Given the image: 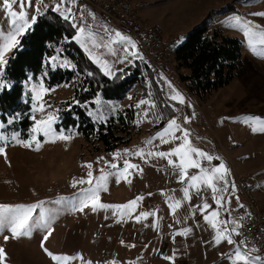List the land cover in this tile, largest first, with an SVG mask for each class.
I'll use <instances>...</instances> for the list:
<instances>
[{
    "label": "rangeland",
    "instance_id": "obj_1",
    "mask_svg": "<svg viewBox=\"0 0 264 264\" xmlns=\"http://www.w3.org/2000/svg\"><path fill=\"white\" fill-rule=\"evenodd\" d=\"M57 3H60V0H33V6L27 9L29 19L32 16L38 19ZM146 4L148 5L142 6L140 14L143 21L162 27L166 36L176 39V44L181 43L196 25L207 18L209 24L224 34L239 37L242 41L244 72L202 101L191 94L181 81L173 54L169 55V67L164 70H158L150 63L148 66L152 74L157 72L155 74L159 80L162 77L166 78L162 80L168 98L172 94V88H175L183 95L185 102L178 104L169 98L170 105L167 104L163 110V107L158 108L156 104L145 118L143 113L148 109V105H141L139 108L136 105L141 99L152 101L153 87L148 77H143L139 83L131 86L122 101L108 102L107 110L101 105L102 100L100 102L98 100L96 110L91 111V115L97 117V120L103 121L110 115L117 116L125 108H135L138 113L135 126L128 135L130 141L110 151L104 150L100 143L87 142L77 129L68 130L57 126L61 110L74 97L77 81L50 86L45 79V76L48 77L47 71L38 77L31 76L25 84V97L32 102L33 116L36 120H41L52 113L55 116L52 125L55 133L62 132L71 135L72 138L67 141L57 139L55 142L43 143L44 137L41 136L42 147L36 151L34 146L25 148L11 140L13 133L19 134L18 139H30L31 132L27 138H23L20 132L7 129L12 121L6 124L0 119V124L4 125L0 132L9 138L5 148L6 158L0 154V204L30 205L44 201L43 207L46 211L41 215V210L36 209L32 222L42 225L47 220L51 228V234L44 240V236L48 234L46 228L33 227L31 236L13 238L10 228L0 225V247L6 253L4 264H57L44 248L55 255L82 257L66 264H87L88 261L92 264L225 262L227 251L229 254L233 252L234 245L226 241L215 245L213 237L216 230L204 220V215L217 208L211 190L204 186H201L199 191L190 188L191 199L185 200L183 188L188 186L187 178L185 182H181L179 170L169 165L166 158L147 155L150 151L167 152L181 142L175 140L161 144L159 139H153L152 144L147 143L173 118H176L183 128L189 130L192 146L221 157L230 170L229 191L219 193L226 200L231 199V203L226 204L230 211L220 209V219L237 221L239 231L240 220L235 215V210L243 202V198L236 183V175L252 176L256 195L262 201L260 204L264 205V133H253L252 122L248 124L243 122L244 117L249 115L264 118V56L251 51L243 30L235 27L231 19L239 16L243 21L250 22L254 31L264 30V16L255 15L264 12V0H147ZM68 8L71 9V13L68 14L71 18L68 20L72 25L75 23L77 26H85L86 30L95 34L94 39L100 46L93 47L92 40L87 37L85 44L95 57L107 61L110 71L116 74L129 65H134L137 60L147 63L143 50L126 30L110 23L80 0L74 2L64 0L61 11ZM14 10L19 12V5H14ZM74 29L75 36L77 28ZM0 30H3L4 34L12 31L2 0ZM116 32L130 37L136 43V49L129 48V51H137V57L125 52L126 42H113L117 40ZM22 38L23 35L18 37L20 41ZM2 43L3 36H0V44ZM77 43L89 56L81 43ZM13 50L5 54L6 60ZM59 53L48 60L49 65L53 69L72 68L69 60ZM125 56L128 58L124 59ZM91 60L95 62L94 59ZM95 63L101 67L99 63ZM41 89L47 91L43 92ZM38 92L39 100L36 99ZM41 104L44 106L43 111L39 110ZM160 110L164 111L163 113L169 111L174 113L164 118L163 115L160 116ZM185 117L189 118L188 122H185ZM163 118L166 119L165 125L155 129ZM176 135L179 136L181 133L176 132ZM141 148L145 151L144 157L134 154ZM125 149L130 151L125 153ZM117 152L121 153L119 157L114 156ZM172 159L178 162L177 157L173 156ZM125 160L138 165L142 171L129 169L125 178L117 183L115 175L117 170L112 169L110 165L115 163L122 169ZM87 163L93 165L91 169L93 183L101 174V169L113 173L107 178V191L101 190L99 193L102 203L125 204L138 196H143V200L138 201L130 215L121 217L119 212L113 215L115 211L113 209H98L93 212L90 206L79 211L80 200L84 196L83 190L90 185L78 183L73 186V180L81 178L87 180L89 169L82 166ZM219 163L217 160L211 162L212 165ZM203 166L209 165L204 162ZM198 171L195 168L187 169L189 177L198 174ZM232 182L235 183V190H231ZM221 186L222 182L218 187ZM176 201L181 203L173 211L170 205ZM205 201L211 208L201 212L200 207ZM141 212L153 214L137 221L136 216ZM154 224L157 227H153ZM234 226L236 225L229 224V227ZM184 228H190L191 231L187 235H177L173 238L174 232ZM5 237L8 239L5 240ZM234 239L237 240L236 236ZM166 256L173 259L167 260L164 258Z\"/></svg>",
    "mask_w": 264,
    "mask_h": 264
},
{
    "label": "trees",
    "instance_id": "obj_2",
    "mask_svg": "<svg viewBox=\"0 0 264 264\" xmlns=\"http://www.w3.org/2000/svg\"><path fill=\"white\" fill-rule=\"evenodd\" d=\"M74 33L70 21L58 12L50 10L38 17L7 60L4 80L10 87L0 91V119L6 124L12 121L8 130L20 132L23 138L29 136L34 126L33 106L25 97V84L31 76L38 77L47 71L45 79L50 86L77 81L74 97L61 110L57 126L77 129L87 142L100 143L104 150L110 151L130 141L128 135L135 126L138 113L135 108H125L117 116L97 120L91 111L96 110L98 100H102L101 105L107 110L108 102L122 101L130 87L143 77L151 79L152 101L158 108L164 110L170 100L163 80H159L157 72L151 73L150 62L137 60L134 65L109 77L73 39ZM242 51L239 37L224 34L209 24L207 18L176 44L172 54L181 81L191 94L204 101L244 72ZM57 53L67 58L72 68L53 69L48 60ZM163 112L160 110V116L164 118L174 113ZM164 118L155 129L165 125Z\"/></svg>",
    "mask_w": 264,
    "mask_h": 264
},
{
    "label": "snow or ice",
    "instance_id": "obj_3",
    "mask_svg": "<svg viewBox=\"0 0 264 264\" xmlns=\"http://www.w3.org/2000/svg\"><path fill=\"white\" fill-rule=\"evenodd\" d=\"M64 0H60V3H57L52 11L59 12L65 20L70 19L71 9L68 8L65 11H61V5ZM74 2V0H73ZM3 7L5 9V15L8 17V23L12 28V31L4 34L3 30H0V36H3V43L0 44V91L4 90L6 87H10L9 84L5 83L4 80V65L7 64L5 59V54L13 49H17L20 46V40L18 37L24 35L28 30L31 29L32 25L36 23L37 17L32 16L30 19L28 17L27 9L33 6V0H2ZM14 5H19V12L14 10ZM39 11V8H37ZM255 15L264 16V12L256 13ZM234 21V26L239 27L243 30L245 37L247 38L248 46L254 54L264 56V30L254 31L250 22L243 21L241 17L236 16L231 18ZM74 28H77L76 35L73 37L74 40L81 43V46L85 48V51L89 53V56L99 63L102 69L105 72V75L114 76L115 73L109 70V65L107 61H101L93 55L89 48L85 44V37L92 40L93 47H99L94 39V33L89 30H86L85 26H77L75 23L72 25ZM117 40L113 42H126L125 52L128 55L133 57L138 56L137 51H129V48L136 49V43L127 36L122 35L120 32L115 33ZM115 54V53H113ZM128 57L125 56L124 59ZM142 58V57H140ZM162 79H166L163 78ZM169 87H171L170 82H168ZM41 91L46 92L47 90L41 89ZM172 101H176L178 104H184L183 95L172 88V94L169 97ZM36 99H40V93L36 95ZM148 105L143 113L146 118L149 114V110L155 107V103L150 99H141L136 107L139 108L141 105ZM175 108V105H173ZM40 111L44 110V106L41 104ZM188 117H185V122H188ZM34 126L31 128L30 139L21 140L18 139L19 134L13 133L11 140L15 141L17 144H21L25 148H33L34 150L39 151L42 147V141L40 137H44L43 143L55 142V140H70L71 135H65L62 132L57 134L53 130V123L55 121V116L52 113H49L45 119L36 120L33 116ZM139 122V121H138ZM243 122L248 124L252 122L251 131L253 133L259 132L264 133V118L258 116H245ZM4 125L0 124V128H3ZM176 132H180L181 135L177 136ZM190 132L188 129L183 128L176 118L169 120L166 126L156 133L154 138H150L147 143L152 144L153 139H159L161 144H167L175 140L181 141L177 146L173 147L167 152L157 151V152H148V156H157L160 158H166L169 165H172L175 169L179 170V180L185 182L187 178V187L183 188V195L185 200L191 199L189 195V189L194 188L197 191L200 190L201 186H204L207 189L211 190L213 200L217 205L216 209L211 210L208 214L204 215V220L210 224V226L215 229V235L213 237L215 245H220L222 242H227L230 245H234L233 252L231 255H227L226 258L229 259L232 264H264V254H258L259 249H248L247 242L245 240L237 241L234 239V236H239L240 232L238 231L239 224L237 221H228L226 219H220V209H224L225 212H229L230 209L226 207V204L231 203V199L227 200L223 195L219 193H227L229 191V179L230 170L227 168L226 164L223 162L222 158L219 156H213L208 152H205L199 148L192 146L189 139ZM9 138L0 132V154L5 155V148L8 144ZM130 150L125 149L124 152L128 153ZM137 156L144 157L145 151L143 148L137 150L135 153ZM120 152L114 154L115 157H119ZM175 156L178 158V162L173 160L172 157ZM103 158H98L101 160ZM213 160L220 161L218 165H212ZM204 162L208 163V167L203 166ZM87 167L89 171L87 172V180L81 178L80 180H73V186L76 184L87 183L90 185L89 188L83 190L84 196L80 200L79 211H83L86 207H91L93 212L98 209H113V215H116L119 212L120 216L130 215L134 211L135 206L138 201L143 200V196H138L135 199L128 201L125 204H106L100 201L99 193L101 190L107 191L106 182L109 175L113 173L105 172L104 169H101V174L99 177H93V172L91 171L93 165L92 163H87L82 165ZM112 169H116V182L119 183L120 179L125 178V174L129 173V169H137L138 165L130 163L128 160L124 161V166L122 169L118 168V165L112 163L110 165ZM195 168L198 169V174L188 176L187 169ZM142 171V170H140ZM130 182V181H129ZM222 182V186L218 187ZM231 190H235V183H231ZM151 195V194H149ZM239 198L237 197V200ZM44 201H39L35 204L30 205H9V204H0V225L10 228L13 238L19 236H31L33 227H43L48 229V234L44 236V240L48 239V235L51 234V228L49 227L48 221L45 220L42 225H36L32 222L33 213L36 209L41 210V215L46 211L44 209ZM180 201H176L175 204H171L173 211L175 208L180 206ZM243 208L244 205H239ZM211 205L206 201L200 207L201 212H205L210 209ZM75 210V208L73 209ZM153 213L141 212L140 215L136 216V220L139 221L141 218H147ZM236 225L234 227H229V224ZM223 225V227H221ZM157 227V225H153ZM191 231L190 228L181 229L178 232L173 233V238L177 235H187ZM8 237H5L7 240ZM43 247V244H42ZM44 251L51 257L53 261H56L57 264H66V262L74 259H82V257L77 256H68V255H55L50 252L47 248H44ZM225 255V254H222ZM167 260H172L173 257L166 256L164 257ZM6 260V253L2 247H0V264H4ZM87 264H92L91 261H88ZM114 264V262H112Z\"/></svg>",
    "mask_w": 264,
    "mask_h": 264
},
{
    "label": "built area",
    "instance_id": "obj_4",
    "mask_svg": "<svg viewBox=\"0 0 264 264\" xmlns=\"http://www.w3.org/2000/svg\"><path fill=\"white\" fill-rule=\"evenodd\" d=\"M93 8L104 19L126 30L142 48L145 59L158 70L169 67V55L173 53L176 39L165 35L164 29L141 18L142 4L132 0H80ZM252 176L236 175L240 187L243 208L235 210L240 218V235L237 241L245 240L248 249H259L264 254V207L254 189ZM240 204V205H241Z\"/></svg>",
    "mask_w": 264,
    "mask_h": 264
},
{
    "label": "crops",
    "instance_id": "obj_5",
    "mask_svg": "<svg viewBox=\"0 0 264 264\" xmlns=\"http://www.w3.org/2000/svg\"><path fill=\"white\" fill-rule=\"evenodd\" d=\"M136 1H139V2H141L142 3V6H147L148 4H146L147 3V0H136ZM141 13H142V11H141ZM132 37V36H131ZM133 38V37H132ZM134 39V38H133ZM135 40V39H134ZM136 41V40H135ZM137 42V41H136ZM138 44V43H137ZM139 45V44H138ZM141 48V47H140ZM142 49V48H141ZM258 196V195H257ZM258 198H259V200H260V202H262L261 201V199H260V197L258 196ZM263 205V204H262ZM264 206V205H263ZM239 218V217H238ZM239 220H240V218H239ZM229 254V251H227V255ZM232 254V252H230V254L229 255H231ZM225 262L226 263H228V264H232V262L229 260V259H225ZM225 262H222V264H225Z\"/></svg>",
    "mask_w": 264,
    "mask_h": 264
}]
</instances>
